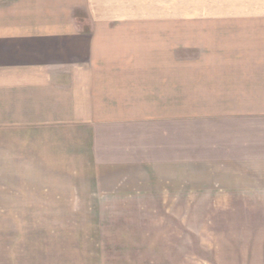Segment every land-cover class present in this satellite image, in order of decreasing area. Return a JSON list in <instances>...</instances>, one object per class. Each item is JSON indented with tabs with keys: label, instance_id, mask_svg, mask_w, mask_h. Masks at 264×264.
Returning a JSON list of instances; mask_svg holds the SVG:
<instances>
[{
	"label": "crops",
	"instance_id": "1",
	"mask_svg": "<svg viewBox=\"0 0 264 264\" xmlns=\"http://www.w3.org/2000/svg\"><path fill=\"white\" fill-rule=\"evenodd\" d=\"M113 1L0 0V147H28L27 177L59 181L43 188L44 210L91 212L92 228L117 215L134 238H177L181 211L264 212V62L186 60L184 71L147 29L73 16V4ZM245 214L218 221L246 226ZM70 239L35 240L17 260L15 242L9 264H75Z\"/></svg>",
	"mask_w": 264,
	"mask_h": 264
},
{
	"label": "rangeland",
	"instance_id": "2",
	"mask_svg": "<svg viewBox=\"0 0 264 264\" xmlns=\"http://www.w3.org/2000/svg\"><path fill=\"white\" fill-rule=\"evenodd\" d=\"M73 5L75 20L87 26L131 27L133 33L142 34L147 29L146 37L159 38L164 44L163 54L167 46H173L174 57L181 59L184 71L186 60L235 58L264 62V0H114L89 2L85 7ZM154 32L157 35L151 34ZM192 65L196 69L201 65L202 69L203 63ZM14 149L16 153L12 147H0V264L14 260L15 242H23L15 254L17 260L32 253L35 240L45 238L64 243L75 238L76 243L66 245L68 250L80 251L77 263L88 260L96 264L95 251H99V264H264V226L247 222L250 215L263 217L262 211H181L177 238H134L129 227L116 225L120 223L117 215L116 221L103 226L102 220L90 217L91 212L85 215L44 210L49 204L45 205L44 197L48 195L43 188L59 185L58 180L50 185L27 177L33 167L28 164L26 151L21 150L28 147ZM254 199L252 196L247 201L254 203ZM243 214H248L244 218L246 226L230 227L218 221L223 218L239 223ZM122 219L130 223L132 218L123 215ZM98 222L100 226H90ZM78 240L89 255L94 252L93 260L84 258Z\"/></svg>",
	"mask_w": 264,
	"mask_h": 264
}]
</instances>
